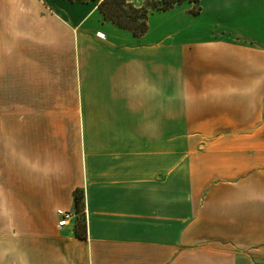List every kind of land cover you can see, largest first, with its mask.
Returning a JSON list of instances; mask_svg holds the SVG:
<instances>
[{"label":"crops","instance_id":"1","mask_svg":"<svg viewBox=\"0 0 264 264\" xmlns=\"http://www.w3.org/2000/svg\"><path fill=\"white\" fill-rule=\"evenodd\" d=\"M14 1L0 264H264V0H182L139 36L102 0Z\"/></svg>","mask_w":264,"mask_h":264},{"label":"trees","instance_id":"2","mask_svg":"<svg viewBox=\"0 0 264 264\" xmlns=\"http://www.w3.org/2000/svg\"><path fill=\"white\" fill-rule=\"evenodd\" d=\"M87 2L89 0H78ZM182 0H142L141 7H135L127 0H102L98 4L100 13L105 20L111 21L121 28L129 29L135 36L142 35L148 28L147 19L151 10H166ZM76 213L80 212L82 204V195L75 193ZM75 234L78 236L85 235L84 216L76 218Z\"/></svg>","mask_w":264,"mask_h":264},{"label":"rangeland","instance_id":"3","mask_svg":"<svg viewBox=\"0 0 264 264\" xmlns=\"http://www.w3.org/2000/svg\"><path fill=\"white\" fill-rule=\"evenodd\" d=\"M136 1V0H135ZM21 4H27L26 2L25 3H21V2H15L14 0H0V11L1 12H3L4 14L6 13V12H9V11H13V10H16L17 8H22V7H20L21 6ZM18 5V6H17ZM6 16V15H5ZM1 21L2 20H5V22L6 21H10L11 20V17H4V18H1L0 19ZM8 26H9V24H8ZM2 30H4V31H6V32H8L7 34H3V33H1L2 32ZM7 30H9V27H7V26H5L4 25V27L2 28L1 27V24H0V42L1 41H6V40H8V39H6V38H9L10 36H11V34H9V31H7ZM5 33V32H4ZM6 37V38H5ZM2 50H0V52H1Z\"/></svg>","mask_w":264,"mask_h":264},{"label":"built area","instance_id":"4","mask_svg":"<svg viewBox=\"0 0 264 264\" xmlns=\"http://www.w3.org/2000/svg\"><path fill=\"white\" fill-rule=\"evenodd\" d=\"M81 212L84 216L85 210L83 209ZM57 215L59 216L58 227L60 228L67 226L69 224V221L74 217L72 213L63 210H58Z\"/></svg>","mask_w":264,"mask_h":264}]
</instances>
